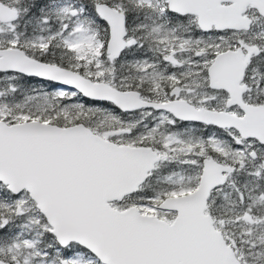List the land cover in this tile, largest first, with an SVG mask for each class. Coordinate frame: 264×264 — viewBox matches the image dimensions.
<instances>
[{
  "label": "snow or ice",
  "instance_id": "obj_1",
  "mask_svg": "<svg viewBox=\"0 0 264 264\" xmlns=\"http://www.w3.org/2000/svg\"><path fill=\"white\" fill-rule=\"evenodd\" d=\"M0 264H264V0H0Z\"/></svg>",
  "mask_w": 264,
  "mask_h": 264
}]
</instances>
